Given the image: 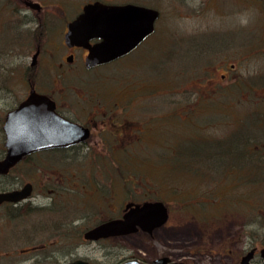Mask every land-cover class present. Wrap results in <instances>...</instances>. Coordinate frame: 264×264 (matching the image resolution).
Listing matches in <instances>:
<instances>
[{
	"label": "rangeland",
	"instance_id": "obj_1",
	"mask_svg": "<svg viewBox=\"0 0 264 264\" xmlns=\"http://www.w3.org/2000/svg\"><path fill=\"white\" fill-rule=\"evenodd\" d=\"M107 1L141 2L160 10L157 32L162 33V43L158 36L150 41L152 49L149 48L148 60L144 61L147 65L136 69L135 58H121L90 69H86L79 60L62 62L58 66L43 63L40 67L38 62L31 66L34 48L22 55L29 47L26 39L30 38L34 45L33 38L35 41L40 38V42L46 44V41H55L58 35L49 39L39 29H21L17 33L18 38L10 43L16 44V48L8 47L10 39L0 38V91H4L1 114L24 96L22 73L27 72L29 65L31 71H38V74L34 72L36 86L55 85L64 88L63 91L68 90L71 93L66 103L70 109L68 113L72 111L71 115L83 118L91 105L96 103L109 106L115 102L123 104L127 89L143 95L148 102L155 100L156 96L151 92L157 86L158 76V68L153 63L155 48L163 49V80L158 81L164 86L172 81V56L176 53L184 55L185 51L194 54L197 48L208 56L212 67L222 66L218 68V73L226 70L231 72V76H237L232 79L227 76L219 87L211 90V98L206 101L211 105L209 112L200 117L221 121L242 116L246 124L259 125L260 131L256 130L255 134L264 137V0ZM59 32L52 31V36ZM178 33L183 41L180 47L174 44ZM192 40L194 44L190 45ZM188 45L195 50L188 49ZM8 49L18 51L19 55L8 56ZM223 62L226 64L223 65ZM231 64L234 65L232 69ZM143 75L148 78V87L140 91L141 86H135V82L144 79ZM131 78L132 83H129ZM76 92L83 93L85 98H78ZM179 125L178 134H186L189 127ZM161 128V144L168 151L174 131L171 120L165 118ZM190 129L203 134L199 128ZM213 129L222 130L221 127ZM112 144L105 146L95 142L94 148H84V154L78 157L69 153L65 159L46 155L33 158V162L28 160L17 165L8 178H0L3 185L14 179V187L32 180L36 184L31 198L33 204L27 201L20 206L16 219L8 215L5 217L2 215L4 211L0 210V228L1 223H5L2 233L7 235L6 231H11V235H4V238L25 232L16 242L19 243V250H24L34 240L46 235L51 236L50 241L57 240V233L64 231L67 252L88 256L94 264H113L116 259L129 256L151 260L161 254L187 264H230L225 255L231 248L229 240L238 241L233 246H242V241L244 244L251 238L264 236V175L261 174L264 173V157L227 159L224 169L235 165L260 168L258 180L254 179L257 174H244L240 185L234 188L226 184V174H215L217 169L213 173L208 168L211 164L202 158L188 162L187 159L180 161L171 154L151 156L156 147L148 138L143 144H133L131 158L125 154L129 149L123 150L121 144L118 150ZM143 147L150 156L141 150ZM220 161H214L213 166L217 168ZM236 194H239L238 204L222 200L225 197L235 198ZM207 197L211 200L202 201ZM110 198L111 203L101 202ZM190 198L202 200L190 202ZM128 199L162 200L169 207V217L163 226L153 230L152 235L137 231L118 239L82 241V233L99 222L108 208L114 214ZM29 231L36 233L31 235ZM1 240L0 237V247H6Z\"/></svg>",
	"mask_w": 264,
	"mask_h": 264
},
{
	"label": "flooded vegetation",
	"instance_id": "obj_2",
	"mask_svg": "<svg viewBox=\"0 0 264 264\" xmlns=\"http://www.w3.org/2000/svg\"><path fill=\"white\" fill-rule=\"evenodd\" d=\"M95 1L108 4L132 3L150 7L158 11V17L153 23L152 33L146 36L140 43L136 45L135 48L126 53L124 56L108 62H115L121 58H135L136 69L138 67L146 66L147 62L144 63V61L148 60L149 52L147 51L149 48L152 49V47L149 45L150 41L153 40L155 36H158L160 43H162V33L160 34L157 32V22L161 12L157 8L141 2L126 1L123 3H115L109 2L107 0H0V38L2 40L10 39L8 47L16 48V44L10 43H13L15 38H18L17 33L21 29H27L30 31L39 29L45 32L46 38L49 39L56 38L58 35V38L55 41L51 43L46 41V44H42L40 42V38H38L36 41L35 38H33V45L31 44V39L27 38L26 44L29 47L23 51L22 55L24 56V53H29L30 49L33 47L34 52L32 53L30 60L31 66L35 65L37 62L39 63L40 67H42L43 63L58 66L61 65L62 62L73 63L79 60L84 64L86 69L94 68L95 66L89 68L85 66L89 53L88 49L82 45L67 43L65 40V33L67 32L68 24L83 11L84 6ZM58 30L60 31L59 34L55 33L52 36V31L58 32ZM197 39L198 38H196L194 41L196 42ZM99 41V38L94 37L89 39L88 43L93 45ZM194 41L192 40L190 45H193ZM182 43L183 41L180 34H176V39H174L175 46L180 47ZM189 48L191 51L195 50V48H192L188 45V49ZM155 49L156 56L154 59L155 62L153 63L155 64L156 68H158V70L156 69L158 76L156 77L155 82V85L157 86L151 91L153 92L152 94L156 96L155 100L148 102L143 95L131 93V91L127 89L123 104L115 102V104L112 103L109 106L102 103H96L91 105L90 109L87 111V114L83 118L80 116L77 117L71 115L72 111H69L70 114L68 113V110L70 109L67 107L66 103L68 102L67 99L69 94H71L68 90L63 91L62 89L64 88L61 89L55 85L36 86V79L34 76V72L36 70L34 69L31 71V66L29 65L30 69L27 67V72L22 73V78L25 84L24 96L16 101L12 107L8 108L5 113L1 114L0 112V159L6 153L4 146L6 136L3 130L6 114L8 111L17 107L21 101L26 99L32 89L41 95H45L51 101H53L54 112L59 116L77 123L82 127H85L88 130V136L67 146L50 147L47 149L31 152L23 156L16 165L8 170V172L0 175V178H8L10 172L17 165L28 160L33 162V158H40L43 155L53 156L54 158L59 156L60 158L65 159L68 154L71 153L78 157L84 154V148H89V146L94 148L93 143L95 142H101L105 144V146L107 143H113L112 146L118 150H120V145L122 144L123 150H130L125 151V154L131 158L133 144H143L146 141V138H148L151 142H154L156 147V150L151 152V156L159 157L162 154H171L172 157H176L177 159L180 158V161H182V159H187L188 162L190 160H199L202 158L211 164L208 166V168L212 172L214 169H217L215 174H226L228 176V181L226 184L231 185L234 188L240 185L242 180L241 178L244 174L253 176L257 174L255 178H253L258 180L257 176L260 174L259 167L255 166L241 168L238 165H235L227 166L230 168L224 169L223 165L228 162L227 159L235 161L237 158L240 159L241 157H250L255 159L264 157V137L255 134L256 130L260 131V126L256 124H246L243 121L242 116L234 119H222L221 121H214L211 118L200 117L205 115L206 112H209V107L211 105H208L207 102L211 98V90L219 87L221 81L225 80L227 76L228 79H232L235 76H231V72H226V70L224 73H218V68L220 65L218 67H212L211 61L207 59L208 56L196 48L195 51L197 53L193 54V52L185 51L184 55L176 53L172 56L174 59L171 71L172 81L171 83L165 84L164 86L163 82L158 81L163 80V49L161 47H156ZM8 50V56L10 57H15L17 54L19 55L18 51L14 49ZM180 61L183 63L181 64ZM225 64L226 63L223 62V65ZM233 67L234 65L231 64L230 68L232 69ZM225 68L226 67H224V69ZM36 72L38 74V71ZM145 75H147V73ZM129 76H132V74ZM143 78L144 79H140V81L137 80V82H135V86H141L140 91H144L148 87L147 76L143 75ZM235 78H237V76ZM143 81L145 83H143ZM128 82L132 83V78L131 80H128ZM2 93H4V91H0V104L3 99ZM77 94L78 98H85L83 93ZM138 97L140 98L139 102ZM165 98L168 99V102L166 103ZM197 111H201L202 113L198 114ZM165 118H169L171 120L172 128L174 129L173 136H171L169 140L172 143L171 149L168 151H166V149H164L161 144L163 141V130L161 126L163 125V120H165ZM179 123L183 124L184 127H189L186 134H178V128L180 127ZM219 127H221L222 130L218 131L217 129H213ZM190 128H199L203 134L191 132ZM91 136L93 138H91ZM90 138L92 139V142H90ZM145 149V147L141 148L142 151ZM144 153L146 156L147 153L148 156H150L148 150L144 151ZM217 160L221 161L218 167L215 168L213 166V162ZM124 163L126 164V162ZM244 170H246L245 173L242 172ZM261 174L262 176L264 175L263 172H261ZM15 183L16 182L13 179L11 183H7L5 185L0 184V192L19 189L25 183L31 184V192L28 197L20 201H3L0 203V210L4 211L2 215L5 217L10 216L13 220L19 216L18 213L20 206H22L27 201L32 203L31 198L34 195V187L36 186L33 180L30 182H25L22 186L19 185L14 187ZM238 195L239 194H236L235 198L230 199L225 197L222 200L226 202L234 201L235 203L237 202L236 204H238ZM200 200H197L196 198L189 199L190 202L197 203L200 202ZM210 200V197H207L202 201L206 202ZM144 201L157 200L128 199L124 202L121 210L118 212L115 211L114 214H111V209L108 208L102 219L92 227L104 221L122 218V215L125 212V205L127 203L131 202L140 204ZM101 202L104 204L111 203V198L110 200L104 199ZM46 204L38 205L45 206ZM164 205L167 209L168 219L169 207L165 203ZM27 207L34 208V206L30 205H27ZM32 215H34V213ZM4 225L5 223H1L0 237L3 239L1 240V243L3 241V244H5L6 247H0V264H67L77 259L87 261L89 264H94L93 259L88 256L73 255L72 253L67 252L64 246L67 244L65 241L66 232L64 231L57 233V240H59V242L57 240L50 241L51 236L46 235L40 239L34 240L32 245L30 243V247L24 248V250H19V243L16 244V242L19 241V236L25 232H22L18 235L16 233L10 236L11 231L7 230V235L9 233L10 235L9 237L4 238V235H6L4 232L2 233ZM233 227L234 226L232 225L231 228ZM153 230L145 231L138 228L135 231L127 234L111 235L108 237H101L92 240L84 238L83 234L86 231L85 230L82 233V241L99 242L109 239H118L120 237L133 234L137 231L152 235ZM29 233L34 235L36 232L29 231ZM237 242L238 241L236 240L228 241L231 248L225 252V255L226 258H229L228 260H230V264H264V236L254 239L251 238L244 244L242 241V246H233L236 245ZM162 256L164 255L161 254L159 256H155L151 260H143L135 256H129L127 258L122 257L121 259H116L113 264H119L121 261L127 259H138L145 263L157 264L153 263V261ZM167 257L169 258L170 262L177 261L176 259H172L169 256ZM182 262L187 264L185 261Z\"/></svg>",
	"mask_w": 264,
	"mask_h": 264
},
{
	"label": "water",
	"instance_id": "obj_3",
	"mask_svg": "<svg viewBox=\"0 0 264 264\" xmlns=\"http://www.w3.org/2000/svg\"><path fill=\"white\" fill-rule=\"evenodd\" d=\"M158 11L132 3L108 4L95 1L68 24L65 40L69 44L86 47L89 51L87 68L110 62L124 56L152 33ZM99 38L90 45L88 40ZM6 153L0 159V174L8 172L21 158L31 152L50 147L67 146L88 136V130L54 112V103L45 95L30 91L28 97L7 112L3 124ZM31 184L0 192L3 201H20L29 196ZM167 209L162 201L127 203L122 218L101 222L86 230L84 238L92 240L111 235L127 234L140 228L151 231L167 220ZM264 253V250H263ZM157 264H184L170 262L167 256L153 261ZM67 264H89L77 259ZM119 264H150L128 259Z\"/></svg>",
	"mask_w": 264,
	"mask_h": 264
}]
</instances>
